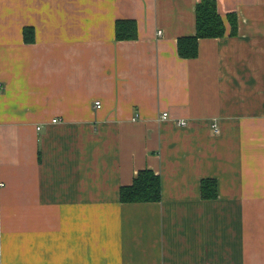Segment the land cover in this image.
<instances>
[{
  "label": "crops",
  "instance_id": "obj_1",
  "mask_svg": "<svg viewBox=\"0 0 264 264\" xmlns=\"http://www.w3.org/2000/svg\"><path fill=\"white\" fill-rule=\"evenodd\" d=\"M199 2L0 0V264H264V0L182 59Z\"/></svg>",
  "mask_w": 264,
  "mask_h": 264
},
{
  "label": "trees",
  "instance_id": "obj_2",
  "mask_svg": "<svg viewBox=\"0 0 264 264\" xmlns=\"http://www.w3.org/2000/svg\"><path fill=\"white\" fill-rule=\"evenodd\" d=\"M231 25L230 35L237 29L235 16H227ZM225 35V24L217 12L215 0H200L195 9V34L182 37L177 41V52L182 59H194L198 55V42L200 39L222 38ZM137 26L133 20L116 22L115 39L117 41L135 40ZM28 40V39H27ZM202 198L209 199L216 196L215 183L202 181ZM161 198L160 178L151 170H142L134 178L132 184L120 190L119 199L123 204L129 203H155Z\"/></svg>",
  "mask_w": 264,
  "mask_h": 264
},
{
  "label": "built area",
  "instance_id": "obj_3",
  "mask_svg": "<svg viewBox=\"0 0 264 264\" xmlns=\"http://www.w3.org/2000/svg\"><path fill=\"white\" fill-rule=\"evenodd\" d=\"M158 34H161V33H158ZM95 107H96L97 109L100 108V107H101L100 102H95ZM167 117H168L167 113H163V114L161 115V118H162V119H166ZM53 122H56V121L54 120ZM179 126H185V123L181 122V123H179ZM212 129H213V131H214L215 133L218 132V129H217V127H216L215 125H213Z\"/></svg>",
  "mask_w": 264,
  "mask_h": 264
}]
</instances>
